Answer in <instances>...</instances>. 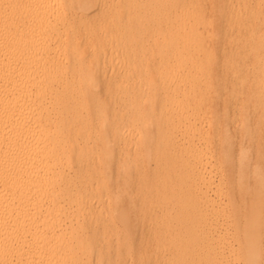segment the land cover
Instances as JSON below:
<instances>
[{
	"label": "bare ground",
	"instance_id": "bare-ground-1",
	"mask_svg": "<svg viewBox=\"0 0 264 264\" xmlns=\"http://www.w3.org/2000/svg\"><path fill=\"white\" fill-rule=\"evenodd\" d=\"M3 3L11 6L0 9V264H90L92 257L95 264H264V191L252 193L264 187V175L249 169V147L237 160L217 115L205 116L218 67L234 74L231 97L246 93L239 50L258 14L246 21L251 12L240 7L243 0L216 9L211 0ZM257 51L252 44L256 66ZM219 85L224 91L226 80ZM248 87L252 99L242 106L252 105L264 120L263 97L252 94L259 87ZM140 92L144 103L136 101ZM121 93L138 95L116 110L111 99ZM122 112L140 123L129 162L118 148ZM260 131L255 125L241 134L256 159L264 149ZM216 134L219 167L240 196L236 202L228 193L227 208L202 188L211 178L201 146ZM117 152L121 160L114 161ZM93 182L107 197V218L94 233L100 224L90 205ZM122 196L137 209L114 220ZM223 219L236 246L227 231L216 234ZM120 228L113 249L108 236Z\"/></svg>",
	"mask_w": 264,
	"mask_h": 264
},
{
	"label": "rangeland",
	"instance_id": "rangeland-1",
	"mask_svg": "<svg viewBox=\"0 0 264 264\" xmlns=\"http://www.w3.org/2000/svg\"><path fill=\"white\" fill-rule=\"evenodd\" d=\"M213 1V9L217 7H224L226 5L225 0H211ZM240 5L241 8H244L243 11L245 10V13H250V14H245V16L257 15V17L260 18H255L257 19L256 21L251 23L250 16L246 21H248V28L244 29L243 35V41L241 42L240 50L241 51V66H242V75L244 76V79L247 80L249 84L244 88L246 90V93L241 95L240 97L233 98L230 96V83L234 77V74L230 68H227L226 70H223L222 68H217L215 76H214V84H215V89H216V95L213 103L210 105V107L207 108V113L205 116L208 117L210 115L209 113H215L217 115V124L221 126V128L227 130V134L230 137V142L234 145L235 147V154L234 156L240 157L239 150L240 148H248L250 149V153L252 157L245 158L246 163H250L249 169L252 170L254 168H257L260 172L263 173L264 175V149L261 150V158L256 159L254 157V152L256 150L250 148L252 145V142L248 139H242L243 136H241L242 133H248L252 132V128L255 125L260 126V134H264V120L259 119L258 116H255V114L252 111V105H247V106H242L243 101H248L250 97L248 93V89L250 86H258L259 87V92H253L252 94L254 95L255 99H258L259 96L263 97L264 100V0H243V3ZM248 11V12H247ZM209 15H212L214 12L209 10L207 12ZM207 14V15H208ZM254 16V15H253ZM254 19V20H255ZM259 27H257V23ZM250 24V25H249ZM255 24V25H253ZM251 25L253 28L256 27V29L250 28ZM255 26V27H254ZM258 28V29H257ZM251 29L253 31H251ZM256 30V31H255ZM234 36V35H233ZM245 36V37H244ZM150 42V41H149ZM254 45L258 49L257 51V60L259 65L256 66L253 64V54L250 52L251 50V45ZM214 51L215 54L221 55L223 52L217 47V45H214ZM228 47V46H227ZM151 68H154L151 66ZM159 75V74H158ZM225 79L227 82V85H225L224 91L220 92V80ZM132 89H135L137 87H140L141 90L142 88V83H132ZM149 92V91H147ZM141 94L139 95V99H136V96L138 93H132L131 95H122L118 94L112 97L111 99V105L114 107L116 110H118V105L121 103H126L129 99H136L138 103H144L146 101V98L144 97L143 92H140ZM222 96H226L228 102L225 104L222 102ZM226 107V108H225ZM136 111V110H135ZM135 111L132 112V114L135 113ZM121 131L120 135L122 136V141L119 145V149L124 150L125 153L123 155V159L127 162L130 161L132 154L134 153L136 149V143H137V124H140L138 121L134 122L131 120V118H127L124 116V112L121 113ZM241 116V117H240ZM111 117V115H109ZM220 120V123L218 122V119ZM203 128H207L206 124H204ZM151 131H153V128L151 127ZM91 135H94L91 133ZM218 135H213L212 140L207 144V145H202V142L197 143V145L204 150L205 154L203 159H206V174L205 176H209L210 182L207 185H203L202 188L206 191V195L210 196L211 198L217 200L220 199L224 203H222L223 208H227L228 203L225 201L226 196H228V193H232L233 197L235 198L236 202L240 201V196L239 194L235 191L234 189L231 191L232 184L230 182H227L226 180V170L222 169L219 167V161H218V152L215 150L214 146L217 144L218 140ZM95 141V142H94ZM94 144H98L97 140L93 139V142L90 141V145L94 146ZM222 145H226V140H223ZM95 147V146H94ZM254 151V152H253ZM118 152L114 154V161L121 160L117 158ZM238 160V158H237ZM153 167V164L151 163V168ZM114 170V168H113ZM237 177V175H235ZM135 181L131 183V185H134ZM250 182L252 185L255 184V182H259V176L256 178L253 177L250 179ZM88 191L91 195L94 196L95 199L92 200L91 206H95L98 208V215L96 218V223L100 224L98 227H94L92 229V233L100 231L101 226L105 222V219L107 216L105 215L107 211V197L102 194L100 191V187L96 182H93L89 188ZM111 194L113 196H118L120 194V190L118 187L115 186V184H112L110 188ZM264 191V187L256 186L252 189V193L257 194ZM99 198V201L97 200ZM118 211H112L111 216H113L114 220H118V216H121L120 212L121 210L124 211H131L132 209H137V206L131 203V200L127 197L122 196L119 204L116 207ZM190 210L192 211L193 208L190 207ZM137 216L134 215L132 218H130L129 225L134 226V221L136 220ZM211 223H214V220L210 221ZM149 229V223L147 222V225L143 226L141 229V232L147 236ZM216 234L222 235L227 231V241L229 242L230 245L236 246V241L232 237L231 229L229 227V222L228 220H220L218 223V226L215 229ZM90 234V232H88ZM123 234V229L120 228V230H117L113 233H111L108 236V241L111 242V247L113 249H117L120 246L121 240L118 241V239L122 237ZM160 253V252H159ZM90 264H95V258L92 257ZM131 264V263H130Z\"/></svg>",
	"mask_w": 264,
	"mask_h": 264
},
{
	"label": "snow or ice",
	"instance_id": "snow-or-ice-1",
	"mask_svg": "<svg viewBox=\"0 0 264 264\" xmlns=\"http://www.w3.org/2000/svg\"><path fill=\"white\" fill-rule=\"evenodd\" d=\"M11 6V3H3V4H0V9H5V8H8Z\"/></svg>",
	"mask_w": 264,
	"mask_h": 264
}]
</instances>
